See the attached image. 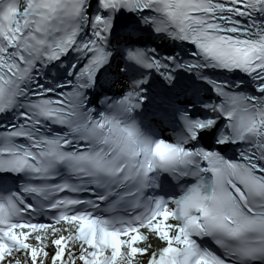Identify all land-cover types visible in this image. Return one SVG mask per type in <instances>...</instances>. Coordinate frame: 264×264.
<instances>
[{"label": "snow or ice", "instance_id": "obj_1", "mask_svg": "<svg viewBox=\"0 0 264 264\" xmlns=\"http://www.w3.org/2000/svg\"><path fill=\"white\" fill-rule=\"evenodd\" d=\"M0 264H264V0H0Z\"/></svg>", "mask_w": 264, "mask_h": 264}]
</instances>
